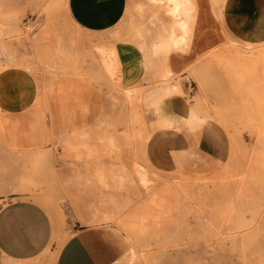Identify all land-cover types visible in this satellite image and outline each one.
I'll return each mask as SVG.
<instances>
[{"label": "rangeland", "instance_id": "rangeland-1", "mask_svg": "<svg viewBox=\"0 0 264 264\" xmlns=\"http://www.w3.org/2000/svg\"><path fill=\"white\" fill-rule=\"evenodd\" d=\"M65 2L0 0L6 59L0 74L15 69L38 83H110L125 100V113L117 112L109 124L123 136L125 154L110 172H93L118 184L114 193L130 196L127 206L111 205L88 222L100 264H264V43L231 37L222 16L226 0H127L121 21L102 34L76 31ZM191 10L196 17L186 26ZM66 37L72 54L63 51ZM129 52L135 86L127 89L122 83ZM39 93V100L46 97ZM166 97L181 100L185 111L193 107L209 115L197 131L211 125L223 148L226 133L225 153L211 174L193 177L146 164L143 144ZM45 113L38 106L22 122L0 109V179H20V186H0V205L21 195L44 203L55 216L62 210L55 219L64 232L56 237L58 247L69 236V222L65 200L53 187L51 148L60 144L37 132Z\"/></svg>", "mask_w": 264, "mask_h": 264}, {"label": "crops", "instance_id": "crops-1", "mask_svg": "<svg viewBox=\"0 0 264 264\" xmlns=\"http://www.w3.org/2000/svg\"><path fill=\"white\" fill-rule=\"evenodd\" d=\"M126 7L127 0H66L63 10L76 31L102 34L116 27ZM222 16L234 40L250 45L264 43V0H226ZM195 17L196 13L184 25H191ZM63 51L72 54L67 37ZM116 51L120 57V46ZM124 68L127 82L122 85L130 89L135 86L132 52ZM39 92L46 97L39 100ZM38 106L45 109L46 122L37 132L60 144L56 150L51 148L53 187L57 198L65 200L69 236L56 247V237L64 233L55 220L62 218V210L58 208L55 216L42 202L11 195L0 205V264H100L89 242L93 232L88 222L102 209L127 206L130 196L114 193L112 188L118 184L109 177H94L93 172H110L113 165L120 164L125 154L123 136L109 124L128 106L110 83H38L31 74L15 69L0 74V109L8 118L25 122ZM184 111L181 100L161 99L156 126L143 144L144 160L158 171L193 177L211 174L225 153L226 133L223 148L221 135L211 125L200 133L197 130L203 121L186 126ZM37 132L33 131V137ZM105 155L110 159L118 156L119 160L109 161ZM0 186H20V179H0Z\"/></svg>", "mask_w": 264, "mask_h": 264}, {"label": "bare ground", "instance_id": "bare-ground-1", "mask_svg": "<svg viewBox=\"0 0 264 264\" xmlns=\"http://www.w3.org/2000/svg\"><path fill=\"white\" fill-rule=\"evenodd\" d=\"M224 2V1H223ZM185 20L186 21H189V20H191V18H192V10L191 11H188L185 15ZM0 60H6L5 58H4V56L3 55H1V57H0ZM3 66V63H1L0 62V68ZM167 88V87H166ZM161 91H163L162 89H161ZM168 90L166 89V92H167ZM166 92L165 93H163L162 95H165L166 94ZM168 93V92H167ZM189 106V105H188ZM190 107V106H189ZM200 112V111H199ZM202 114H204V113H202ZM183 115H184V118H185V120H186V122L188 123V124H190V123H192V122H196V121H206L207 119H209L210 118V116L209 115H205V116H200L198 113H197V110L196 109H194L193 107H191V108H188L186 111H184V113H183ZM164 120H166V118H164L163 117V122L165 123V121ZM221 122V121H220ZM222 124V123H221ZM174 127V126H173ZM176 128V127H175ZM143 133V132H142ZM35 167L36 168H40V165H39V161L38 162H36V164H35ZM202 179H204V178H202ZM205 179H207V178H205ZM202 181V180H201ZM201 181L199 180V182L201 183ZM204 181V180H203ZM206 181V180H205ZM194 183V182H193ZM195 184V183H194ZM197 184H198V182H197ZM204 184H206V183H204ZM200 185V184H199ZM202 185V184H201ZM198 186V185H197ZM1 207V206H0ZM129 249L131 250V248L129 247ZM131 252H132V255L134 256L135 255V252L133 251V250H131ZM131 254V253H130ZM137 256V255H136ZM125 257H126V255H125ZM138 257V256H137ZM122 258H124V257H122ZM121 258V259H122ZM124 260H126V259H124ZM132 259H130V260H126L128 263H129V261H131ZM134 260V259H133ZM137 260V259H136ZM125 261V262H126ZM121 262V261H120ZM124 262V263H125ZM138 262V261H137ZM135 263V262H134Z\"/></svg>", "mask_w": 264, "mask_h": 264}, {"label": "built area", "instance_id": "built-area-1", "mask_svg": "<svg viewBox=\"0 0 264 264\" xmlns=\"http://www.w3.org/2000/svg\"><path fill=\"white\" fill-rule=\"evenodd\" d=\"M0 57H1V50H0Z\"/></svg>", "mask_w": 264, "mask_h": 264}]
</instances>
